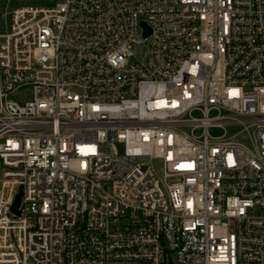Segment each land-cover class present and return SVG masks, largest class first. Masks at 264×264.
<instances>
[{"label":"built area","instance_id":"obj_1","mask_svg":"<svg viewBox=\"0 0 264 264\" xmlns=\"http://www.w3.org/2000/svg\"><path fill=\"white\" fill-rule=\"evenodd\" d=\"M21 1L0 264H264V0Z\"/></svg>","mask_w":264,"mask_h":264},{"label":"rangeland","instance_id":"obj_2","mask_svg":"<svg viewBox=\"0 0 264 264\" xmlns=\"http://www.w3.org/2000/svg\"><path fill=\"white\" fill-rule=\"evenodd\" d=\"M21 3H22V4H34V3H38V4H46L47 2H46L45 0H43V1L22 0ZM237 139L240 140V141L248 142V138L245 137V136H242V135L238 136ZM156 166H157V169H158L159 171H161V168H162V167H161V163H160L159 161H156Z\"/></svg>","mask_w":264,"mask_h":264},{"label":"water","instance_id":"obj_3","mask_svg":"<svg viewBox=\"0 0 264 264\" xmlns=\"http://www.w3.org/2000/svg\"><path fill=\"white\" fill-rule=\"evenodd\" d=\"M21 195H22V186L19 188V192L14 200V203L12 205V210L15 211L16 213H20L19 209H18V206H19V203H20V198H21Z\"/></svg>","mask_w":264,"mask_h":264}]
</instances>
